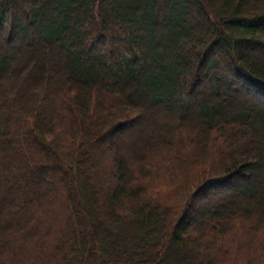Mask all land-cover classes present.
<instances>
[{
    "label": "trees",
    "instance_id": "16d2710c",
    "mask_svg": "<svg viewBox=\"0 0 264 264\" xmlns=\"http://www.w3.org/2000/svg\"><path fill=\"white\" fill-rule=\"evenodd\" d=\"M1 43L0 264H264V0H0Z\"/></svg>",
    "mask_w": 264,
    "mask_h": 264
},
{
    "label": "rangeland",
    "instance_id": "374dc122",
    "mask_svg": "<svg viewBox=\"0 0 264 264\" xmlns=\"http://www.w3.org/2000/svg\"><path fill=\"white\" fill-rule=\"evenodd\" d=\"M1 46H2V43L0 44ZM140 129V127L138 126V125H134V126H132L130 129H129V131L131 130L132 132L133 131H135V130H139Z\"/></svg>",
    "mask_w": 264,
    "mask_h": 264
}]
</instances>
